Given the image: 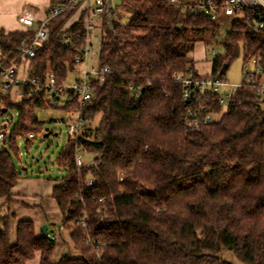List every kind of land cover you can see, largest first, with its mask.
<instances>
[{"label":"trees","instance_id":"1","mask_svg":"<svg viewBox=\"0 0 264 264\" xmlns=\"http://www.w3.org/2000/svg\"><path fill=\"white\" fill-rule=\"evenodd\" d=\"M118 6L130 16L121 23L114 14L112 31L103 24L98 66L108 67L109 73L102 84H93V96L81 109V144L93 159L77 168L67 139L56 159L65 175L47 179L54 183L52 197L61 213L50 232L48 227L37 234L33 221L19 220L11 241L13 215L0 212V264H27L35 257L38 264H232L219 255L222 250L232 251L244 264H264L260 77L254 84L243 83L230 105L215 106L216 121L185 131L186 103L173 74L195 68L194 45L209 43L218 23L189 3L120 0ZM35 30L0 32L2 64L16 60L41 80L52 70L55 84L64 83L80 53L75 39L84 38L82 12L72 9L50 19L48 41L33 57L17 59L21 39ZM64 35L73 42L61 44ZM222 45L223 55L212 60V76L223 64L228 69L240 47L244 63L256 59L264 74V33L248 20L232 19ZM20 89L21 101H6L0 109V115L8 109L19 114L0 151V198L6 204L18 180L29 177L19 167V142L30 146L41 128L35 111L52 107L44 93ZM63 108L69 110L67 104ZM87 179L95 183L88 187ZM58 240L68 247L53 261Z\"/></svg>","mask_w":264,"mask_h":264},{"label":"built area","instance_id":"2","mask_svg":"<svg viewBox=\"0 0 264 264\" xmlns=\"http://www.w3.org/2000/svg\"><path fill=\"white\" fill-rule=\"evenodd\" d=\"M167 1L173 4L188 3L179 0ZM189 4H193V7L197 10L207 13L217 23L223 17L233 19L241 17L250 22L252 29L264 33V0H194ZM115 8L114 0H55L46 9L44 17L39 21H36L34 13L27 7L22 8L19 12L17 20L25 29L36 28L32 36L21 39L17 57L19 60L33 57L48 41L47 24L50 19L72 9L82 12L84 38L82 41L79 37L75 39L76 43H80L81 49L80 53L74 57L75 67L79 66V68L77 67V77L72 83L64 82L56 85L52 70H48L41 80L33 76L29 68L24 70L28 76L27 79L18 81L16 60H11L3 65L0 58V90H7L13 85L28 87L30 95L44 93L45 99L52 102V104L55 102V106L60 97L65 96L64 104L69 106V110L66 111L64 124L67 139L72 142L73 159L77 168L85 165L83 160L84 151L81 144V138H85V129L81 109L93 96V84H102L106 74L109 73V68L106 66L99 67L97 64L96 67H93L89 64L90 46L92 45L91 36L94 30H99L101 34L103 24L109 31H112L113 10ZM98 41L100 43V37ZM71 42L73 40L69 35H64L61 38V44L63 45H68ZM248 63L252 64V69L248 67ZM224 75L220 73L216 76H212L210 73L199 75L195 68H188L185 71H177L173 74V80L182 87V99L186 103L182 117V125L185 131L197 130L216 121L217 119H214V117L219 116V114L215 112V106L226 107L230 105L234 100L235 92L241 85L243 83L254 84L258 76L260 77L258 94L264 97V74L256 59H251L245 63L243 79L240 84H230ZM129 88L131 89V87ZM134 89L138 91L139 87ZM55 96H58L57 100H55ZM89 133L86 132L87 135ZM8 136L9 127L5 124L0 129V151L7 145ZM28 136L33 138L35 135L30 133ZM121 176L122 174H120V180ZM94 183L93 179H87L85 182L88 187ZM82 226H84V223H82ZM47 236L54 239V235L51 233H47ZM89 240L88 238L87 241Z\"/></svg>","mask_w":264,"mask_h":264},{"label":"rangeland","instance_id":"3","mask_svg":"<svg viewBox=\"0 0 264 264\" xmlns=\"http://www.w3.org/2000/svg\"><path fill=\"white\" fill-rule=\"evenodd\" d=\"M179 1L190 3L194 0ZM114 3L117 9L115 8L113 10V13L120 16L121 23H125L128 20L130 13L123 10L122 7L118 6L120 5V0H114ZM232 19L233 18L231 17L221 18L218 22L217 35L214 38L210 39L209 43L199 41L194 45L191 56L194 60L195 70L199 75L210 73L213 58L223 55L224 49L222 43L225 40L227 33L231 29ZM205 36H207V34ZM91 37L92 45L90 46L91 54L89 56V64L90 66L96 67L98 64V53L100 49V43L98 41V38L100 37L99 30H94ZM243 58L244 52L242 50V47H240L239 55L230 62L229 67L224 75V77L230 84H240L242 82L243 68L245 66ZM77 67L79 68V66H76L75 71L68 74L67 80L65 81L66 83H72L77 77ZM248 67L250 69L253 68L252 64L250 63H248ZM25 68L26 65L17 66L18 81L27 79L28 76L24 72ZM21 99L22 90L20 89V87H18V85H13L7 90H0V109L6 101L13 104H18ZM64 102L65 96L62 95L57 102V107L52 106L45 109L36 110L35 116L37 117L38 122L41 123L40 130L36 133L35 138L27 148H25L24 141L22 139L19 142L22 162V165H20L19 167H23L25 169L27 175L29 176L28 178H30L31 180L46 182L49 177L60 179L65 175V172L59 170L56 164V159L58 158L59 153L67 145V134L64 124V121L66 119V111L63 108ZM218 118L219 116L214 117V119ZM18 119V111L16 109H8L4 115H0V129L5 124L10 129L11 125L17 123ZM98 119L99 117L94 120L95 124L97 123ZM46 132H50L51 134L48 137H44L43 135ZM90 159H93V157L89 155L87 156V154H83V160L85 163L90 162ZM54 213L57 214L55 210ZM47 225L49 227V231L54 228L52 223H49ZM58 243L61 244L62 241L58 240ZM69 245L71 246V243ZM219 255L224 260L232 264H244L236 257V255L232 251L222 250Z\"/></svg>","mask_w":264,"mask_h":264},{"label":"crops","instance_id":"4","mask_svg":"<svg viewBox=\"0 0 264 264\" xmlns=\"http://www.w3.org/2000/svg\"><path fill=\"white\" fill-rule=\"evenodd\" d=\"M50 5L51 0H0V32L25 30L17 20V16L23 6V8L31 9L36 21H39L44 17L46 9ZM53 185L54 183L51 180L40 182L23 177L12 188L11 202L6 204L4 198H0V212L7 211L13 215L10 223L11 241L15 240L16 223L19 220L33 221L37 234L40 233V228L44 224L52 223V225H57L60 223L61 213L52 197ZM54 210L57 214L54 213ZM62 234L64 243H68L67 232L63 231ZM66 246L65 244L57 243L53 261L58 260L61 254L65 253ZM27 264H38V257L27 262Z\"/></svg>","mask_w":264,"mask_h":264},{"label":"water","instance_id":"5","mask_svg":"<svg viewBox=\"0 0 264 264\" xmlns=\"http://www.w3.org/2000/svg\"><path fill=\"white\" fill-rule=\"evenodd\" d=\"M0 69H1V68H0ZM226 69H227V64H223V65L221 66V68H220L219 73L222 74V75H224V74L226 73ZM57 99H58V96H55V100H57ZM52 105L55 106V102H53ZM5 111H6V109L3 108V112H5ZM50 134H51L50 132H46L43 136H44V137H48ZM40 229H41V232H42V233H45V232L47 231V226L44 224V225L41 226Z\"/></svg>","mask_w":264,"mask_h":264}]
</instances>
